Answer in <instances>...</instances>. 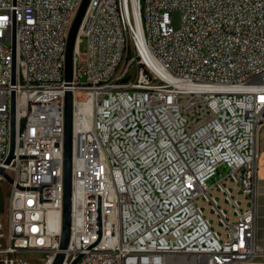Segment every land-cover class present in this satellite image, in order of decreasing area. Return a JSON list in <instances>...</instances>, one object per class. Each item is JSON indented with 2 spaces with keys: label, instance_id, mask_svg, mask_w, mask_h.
I'll use <instances>...</instances> for the list:
<instances>
[{
  "label": "built area",
  "instance_id": "built-area-1",
  "mask_svg": "<svg viewBox=\"0 0 264 264\" xmlns=\"http://www.w3.org/2000/svg\"><path fill=\"white\" fill-rule=\"evenodd\" d=\"M81 3L0 0V168L13 179L0 175L9 185L0 264H52L59 251L61 225L51 220L63 206L68 90L63 264L79 256L76 264H264L256 197L264 0H90L68 83L67 39Z\"/></svg>",
  "mask_w": 264,
  "mask_h": 264
},
{
  "label": "water",
  "instance_id": "water-1",
  "mask_svg": "<svg viewBox=\"0 0 264 264\" xmlns=\"http://www.w3.org/2000/svg\"><path fill=\"white\" fill-rule=\"evenodd\" d=\"M90 0H82L80 8L77 12L75 20L70 29L67 46H66V74L65 79L68 83L73 80L74 69V51L77 44L79 31L87 11ZM16 44L14 41V53ZM15 94L12 96L11 103V152L7 159L9 164L14 158L15 136H16V106ZM73 92L68 90L65 96V132H64V173H63V206L61 212V237L59 251L57 252L52 264H63L65 261V250L68 249L71 239L72 226V158H73ZM0 175H3L9 182H13L12 177L0 168ZM4 204L0 205V212H4ZM81 256L74 260L71 264H76Z\"/></svg>",
  "mask_w": 264,
  "mask_h": 264
},
{
  "label": "crops",
  "instance_id": "crops-1",
  "mask_svg": "<svg viewBox=\"0 0 264 264\" xmlns=\"http://www.w3.org/2000/svg\"><path fill=\"white\" fill-rule=\"evenodd\" d=\"M260 159L257 185V240L264 249V125L259 137Z\"/></svg>",
  "mask_w": 264,
  "mask_h": 264
},
{
  "label": "rangeland",
  "instance_id": "rangeland-1",
  "mask_svg": "<svg viewBox=\"0 0 264 264\" xmlns=\"http://www.w3.org/2000/svg\"><path fill=\"white\" fill-rule=\"evenodd\" d=\"M172 19H173V25L175 27H178L179 24H180V13L178 11H174L173 14H172ZM6 43H8L6 41ZM9 44V43H8ZM80 49L82 52H84L86 50V39L83 40V42L80 43ZM79 97H82V94L79 93L78 95ZM227 170V169H226ZM222 177V174H219L215 177V180H217L218 178H221ZM213 181L212 179H210L208 181L209 184H211ZM9 190V185L7 182L3 181V180H0V193L2 194L3 198H4V203L6 201V197H7V192ZM4 214H6V212H4ZM5 222V219H3V223ZM39 255L38 254H35V255H32V257L34 259H36ZM35 264H38V263H35Z\"/></svg>",
  "mask_w": 264,
  "mask_h": 264
},
{
  "label": "bare ground",
  "instance_id": "bare-ground-1",
  "mask_svg": "<svg viewBox=\"0 0 264 264\" xmlns=\"http://www.w3.org/2000/svg\"><path fill=\"white\" fill-rule=\"evenodd\" d=\"M87 123H88V125H89V119L87 120ZM58 224L61 225V216H58V217H55V216H54V218H52V220H51V225H52L53 227H55V226H57Z\"/></svg>",
  "mask_w": 264,
  "mask_h": 264
},
{
  "label": "flooded vegetation",
  "instance_id": "flooded-vegetation-1",
  "mask_svg": "<svg viewBox=\"0 0 264 264\" xmlns=\"http://www.w3.org/2000/svg\"><path fill=\"white\" fill-rule=\"evenodd\" d=\"M4 203V198L2 196V194L0 193V205H2Z\"/></svg>",
  "mask_w": 264,
  "mask_h": 264
}]
</instances>
